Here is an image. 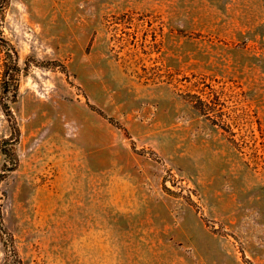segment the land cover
Masks as SVG:
<instances>
[{
    "label": "rangeland",
    "instance_id": "rangeland-1",
    "mask_svg": "<svg viewBox=\"0 0 264 264\" xmlns=\"http://www.w3.org/2000/svg\"><path fill=\"white\" fill-rule=\"evenodd\" d=\"M0 264H264V0H0Z\"/></svg>",
    "mask_w": 264,
    "mask_h": 264
},
{
    "label": "trees",
    "instance_id": "trees-1",
    "mask_svg": "<svg viewBox=\"0 0 264 264\" xmlns=\"http://www.w3.org/2000/svg\"><path fill=\"white\" fill-rule=\"evenodd\" d=\"M9 80H10V78L9 77H3V82H6V83H8L9 82ZM12 82H14V84L16 83V78L15 77H13L12 78ZM14 256H16L15 254H14Z\"/></svg>",
    "mask_w": 264,
    "mask_h": 264
}]
</instances>
